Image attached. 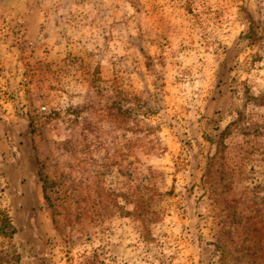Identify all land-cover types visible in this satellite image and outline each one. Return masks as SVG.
<instances>
[{
	"label": "rangeland",
	"instance_id": "rangeland-1",
	"mask_svg": "<svg viewBox=\"0 0 264 264\" xmlns=\"http://www.w3.org/2000/svg\"><path fill=\"white\" fill-rule=\"evenodd\" d=\"M0 264H264V0L0 7Z\"/></svg>",
	"mask_w": 264,
	"mask_h": 264
},
{
	"label": "crops",
	"instance_id": "crops-1",
	"mask_svg": "<svg viewBox=\"0 0 264 264\" xmlns=\"http://www.w3.org/2000/svg\"><path fill=\"white\" fill-rule=\"evenodd\" d=\"M13 0H0V7L9 6Z\"/></svg>",
	"mask_w": 264,
	"mask_h": 264
}]
</instances>
